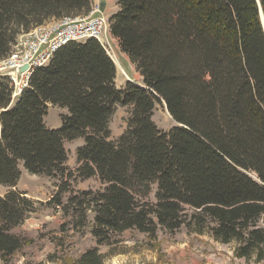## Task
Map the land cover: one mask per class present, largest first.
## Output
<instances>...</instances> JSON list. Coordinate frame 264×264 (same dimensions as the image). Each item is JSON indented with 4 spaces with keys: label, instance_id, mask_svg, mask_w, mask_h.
Here are the masks:
<instances>
[{
    "label": "trees",
    "instance_id": "obj_1",
    "mask_svg": "<svg viewBox=\"0 0 264 264\" xmlns=\"http://www.w3.org/2000/svg\"><path fill=\"white\" fill-rule=\"evenodd\" d=\"M109 32L141 76L122 87L93 38L68 42L32 69L14 94L0 73V261L31 238L12 229L34 210L13 187L23 168L47 177L97 176L82 191L92 211L89 247L75 264H106L99 245L127 229L155 236L185 226L234 242L233 254L264 261V0H116ZM91 0H0V60L32 26L84 16ZM164 101L175 125L152 119ZM47 103L64 107L44 122ZM117 105L130 106L125 130L109 138ZM82 138L68 168L66 140ZM153 190L154 200L147 197ZM56 204L61 201L55 198ZM188 209H191L189 211Z\"/></svg>",
    "mask_w": 264,
    "mask_h": 264
},
{
    "label": "rangeland",
    "instance_id": "obj_2",
    "mask_svg": "<svg viewBox=\"0 0 264 264\" xmlns=\"http://www.w3.org/2000/svg\"><path fill=\"white\" fill-rule=\"evenodd\" d=\"M95 4L100 3L96 0ZM123 67L126 72L121 69L122 75L128 74L133 81L141 82L134 74L135 67L131 71L128 65ZM7 70L0 69V73ZM130 109V106L117 105L109 121L110 139H116L125 130ZM65 113L64 107L47 103L46 126L52 129L60 127L61 114ZM152 119L164 131L175 125L163 101H155ZM82 143V138L64 142L66 164L72 172L77 164L75 149ZM20 169L19 180L13 188L27 193L34 202V210L12 231L31 238L32 242L22 245L7 262L0 261V264H75L82 252L96 245L90 232L93 213L85 200L79 201L85 199L82 191L100 190L103 184L97 176L81 178L73 174L58 178L31 174L22 164ZM7 189L9 187L0 184V195ZM153 190L148 200H154ZM55 198L61 201L60 205L56 204ZM260 224L264 225V221ZM110 242L98 246L106 264H258L252 258L235 257L234 242L223 244L215 241L208 232L199 234L185 226L173 232L158 229L152 237L136 229H127L111 237Z\"/></svg>",
    "mask_w": 264,
    "mask_h": 264
},
{
    "label": "built area",
    "instance_id": "obj_3",
    "mask_svg": "<svg viewBox=\"0 0 264 264\" xmlns=\"http://www.w3.org/2000/svg\"><path fill=\"white\" fill-rule=\"evenodd\" d=\"M90 37L97 39L115 61L117 57L110 40L112 36L109 32L108 17L101 11L99 4H94L85 16H65L29 28L12 46L10 54L0 60V69L8 68L6 73L16 94L27 85L32 69L45 65L59 47ZM24 64H27V67L19 71Z\"/></svg>",
    "mask_w": 264,
    "mask_h": 264
},
{
    "label": "crops",
    "instance_id": "obj_4",
    "mask_svg": "<svg viewBox=\"0 0 264 264\" xmlns=\"http://www.w3.org/2000/svg\"><path fill=\"white\" fill-rule=\"evenodd\" d=\"M96 0H91L92 5L95 4ZM99 1V6L101 8V10L106 14V16H109L110 14H112L113 12H115L117 10V4L115 2V0H98ZM94 2V3H93ZM111 40V44H112V48L115 50V54L117 57V60H113V62L115 63L116 66V76H115V84L117 87H122L123 84L125 83V81L127 80V78H130L129 75H122L121 73V69H123L124 71L126 69H124L123 65H128V69L131 71L132 67H134L133 63L129 60L128 56L121 52L118 46V43L116 41V39H114L113 37L110 38ZM135 70V69H133ZM126 72V71H125ZM128 73V72H127ZM135 75H138L139 80L141 79V76L135 71L134 73ZM131 79V78H130Z\"/></svg>",
    "mask_w": 264,
    "mask_h": 264
},
{
    "label": "water",
    "instance_id": "obj_5",
    "mask_svg": "<svg viewBox=\"0 0 264 264\" xmlns=\"http://www.w3.org/2000/svg\"><path fill=\"white\" fill-rule=\"evenodd\" d=\"M260 16H261L262 26H263V29H264V19H263V15H262L261 10H260ZM26 67H27V64H24L22 67H20L19 71L24 70ZM163 103H164V105H165V107H166V104H165L164 101H163ZM166 109H167V108H166Z\"/></svg>",
    "mask_w": 264,
    "mask_h": 264
},
{
    "label": "bare ground",
    "instance_id": "obj_6",
    "mask_svg": "<svg viewBox=\"0 0 264 264\" xmlns=\"http://www.w3.org/2000/svg\"><path fill=\"white\" fill-rule=\"evenodd\" d=\"M90 12V11H89ZM4 74H6L7 75V73H4ZM8 76V75H7ZM8 78H9V76H8ZM11 81V80H10ZM12 83V82H11ZM13 84V83H12Z\"/></svg>",
    "mask_w": 264,
    "mask_h": 264
}]
</instances>
